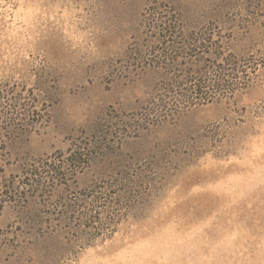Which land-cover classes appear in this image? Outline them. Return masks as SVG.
<instances>
[{
    "label": "rangeland",
    "instance_id": "obj_1",
    "mask_svg": "<svg viewBox=\"0 0 264 264\" xmlns=\"http://www.w3.org/2000/svg\"><path fill=\"white\" fill-rule=\"evenodd\" d=\"M0 264H264V0H0Z\"/></svg>",
    "mask_w": 264,
    "mask_h": 264
},
{
    "label": "trees",
    "instance_id": "obj_2",
    "mask_svg": "<svg viewBox=\"0 0 264 264\" xmlns=\"http://www.w3.org/2000/svg\"><path fill=\"white\" fill-rule=\"evenodd\" d=\"M193 48H195V50L197 52L192 51L191 53H193L194 57L196 59H198L197 60L198 62H199V60H201V57H200L201 51L209 49V47L207 48L206 46H202V45H194ZM226 63H227L226 65H228V66L232 65L230 61H226ZM199 64L200 63H198V67H197V69L194 70L193 73L201 75L200 79L203 78V75L205 78V70L203 71L202 66ZM237 75H238L237 69H234V68L231 70L223 69V72L218 75L217 79H214V80L208 79V82L206 81V79H204L201 82H197L196 84H194V85L190 86L188 89H186L185 93L178 91L175 94H178V97L179 96L183 97L182 103L180 101H177L173 104V102L171 101L172 108L169 109L168 111L165 107V104L162 105V107L166 109V111L164 109V115L163 116L169 115L172 112L175 113L178 108L184 107V105H182L184 103L188 104V105H202V104L210 102L212 100V98L216 95L225 96L226 94H232L236 90L237 86L240 84L239 83L237 85V81H235L238 78ZM226 77L229 79H225ZM242 80H244V76L242 77ZM178 90H180V89L178 88ZM178 105H180V106L178 107ZM74 155L75 154H72L70 156L68 162L70 161V163L71 162L77 163L78 160H81V157L84 154L79 153L75 156Z\"/></svg>",
    "mask_w": 264,
    "mask_h": 264
}]
</instances>
